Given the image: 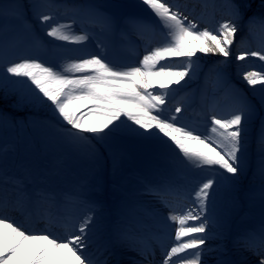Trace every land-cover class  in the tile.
Masks as SVG:
<instances>
[{"label": "rangeland", "instance_id": "rangeland-1", "mask_svg": "<svg viewBox=\"0 0 264 264\" xmlns=\"http://www.w3.org/2000/svg\"><path fill=\"white\" fill-rule=\"evenodd\" d=\"M168 2L186 10L189 18L197 23V30L215 31L220 22L231 19L230 0ZM231 3L241 7L231 55L224 58L197 53L193 59L199 67L180 85L170 87L171 94L162 106V115L165 118L176 115L174 109L180 106L182 112L177 123L203 137L211 134L213 115L230 116L235 94L246 98L252 112L245 124L246 150L236 176L215 167L197 168L162 134L149 135L125 117L121 118L124 124L120 130L103 140L84 134L89 137L87 143H74L67 135L70 126L54 112L50 102L38 103L33 98L34 86L30 81L6 74L5 65L12 61L35 59L62 70L66 63L87 54L101 55L117 67L138 65L146 50L163 45L168 39V30L140 0H0V91H8L10 96L9 102L0 100V154H7L10 189L17 191L23 187L18 184L22 183V163L33 156L63 196L73 195L90 209L107 208L117 199L130 205L134 196L163 185L167 193L175 194L172 196L175 205L188 211L191 201L195 200L194 192L202 182L216 173L229 176L230 182H222L216 176L217 183L210 190L207 208L215 216L208 219V228L203 234L207 239L201 255L207 264H212L208 262L211 253L224 250L218 244L214 246L209 237L218 236L227 241V226L247 232L257 228L258 223L264 224V143L261 142L264 85L251 86L243 80V74L248 71L264 72V61L255 57H247L244 61L235 58L241 52L264 49V26L261 24L264 0H231ZM33 5H39L42 13L54 16L55 20L49 23L71 24L74 34H87L89 39L77 45L47 37L33 15ZM87 6L97 9L101 17L84 15L83 9ZM222 6H226L229 16L220 10ZM17 11L21 13L20 18L15 15ZM130 17L150 21L153 29H140L129 22ZM209 55L212 57L208 60ZM150 91L158 92L159 89ZM26 106L31 109L24 110ZM128 128L136 132H129ZM130 215L141 216L139 211ZM145 224L150 226L148 221ZM157 239L166 251L176 242L174 235L169 234ZM248 257L259 260L252 252Z\"/></svg>", "mask_w": 264, "mask_h": 264}, {"label": "snow or ice", "instance_id": "snow-or-ice-1", "mask_svg": "<svg viewBox=\"0 0 264 264\" xmlns=\"http://www.w3.org/2000/svg\"><path fill=\"white\" fill-rule=\"evenodd\" d=\"M140 3L147 6L168 30V39L163 45L146 50L138 65L117 67L101 55L87 54L66 63L62 70L35 59L12 61L5 65L6 74L30 81L34 86L31 90L33 98L38 103L45 100L50 102L54 112L70 126L67 135L74 143H87L89 137L84 134L103 140L113 131L120 130L124 124L121 118L125 117L149 135L162 134L197 168L215 167L236 176L241 170L246 150L245 124L252 112L246 98L235 94L230 116L213 115L211 134L203 137L177 123L182 112L180 106L174 109L176 115L167 118L162 115V106L171 94L169 89L172 85H180L190 74H195L199 65L193 58L197 53L224 58L231 55L230 48L238 31L236 21L241 17L240 5L230 0L231 19L220 22L213 31L207 28L197 30V23L189 18L186 10H181L168 0H140ZM83 13L97 18L102 15L92 6L85 7ZM15 15L21 17L19 11ZM33 15L47 37L77 45L89 39L87 34H74L71 24L58 21L49 23L55 20L54 16L39 11V5H33ZM104 19L110 22V18L105 16ZM129 22L145 31L153 29L152 23L141 17H130ZM261 24L264 26V20ZM36 46H40L38 40ZM247 57L264 61V49L241 52L235 58L244 61ZM165 61L167 63H162ZM243 80L251 86L264 85V72L248 71L243 74ZM155 88L159 91H150ZM261 103H264V96ZM128 131L135 133L136 129L128 128ZM261 142L264 143V135ZM216 176L222 182H230L229 176L219 173L209 177L194 192L198 208L169 217L179 227L174 229L176 243L164 252L162 264H200L204 251L201 246L207 239L203 235L208 225L204 213L207 211L210 190L217 183ZM156 194L163 193L156 190ZM37 195L42 196L43 193ZM30 200L31 196L26 190L20 191L16 203L22 205ZM6 206L0 201V264H107V261L94 259L84 251L89 246L88 234L92 231L89 226L93 222L91 216L83 218L77 232L58 238L46 230L28 231L22 224L3 214ZM189 221L200 223L189 224ZM185 237L190 238L185 240ZM242 240L246 250L259 257L258 264H264V228L261 229L258 247L247 236ZM186 252L187 256L181 255ZM174 257L177 259L174 260Z\"/></svg>", "mask_w": 264, "mask_h": 264}, {"label": "bare ground", "instance_id": "bare-ground-1", "mask_svg": "<svg viewBox=\"0 0 264 264\" xmlns=\"http://www.w3.org/2000/svg\"><path fill=\"white\" fill-rule=\"evenodd\" d=\"M220 10L228 15L226 6L220 7ZM6 162L7 154L1 153L0 201L7 205L3 214L16 223L22 224L28 231L41 232L45 231V228H53V231L50 229L48 233L56 237L60 234V232L57 233V229L61 228L57 225L69 224L78 229L83 218L91 216L93 222L89 227L92 231L88 234L89 246L84 251L86 254L95 256L94 259L99 261H107V264H147L135 259L131 254L132 243L137 248L142 243L138 236L140 232H138L137 225L131 219V212L139 211L141 216L134 215V217L139 221L145 237L152 243L158 242L155 245L160 244L157 238L163 239L168 234L173 236L174 229L179 227L177 223L169 218L174 215L171 213L174 210L164 209L165 207L161 204L162 199L168 195H174V193H167L163 185L157 189L150 188L134 196L132 206L123 203L121 199H117V202L109 203L110 205L107 208L90 209L77 201L73 195L63 196L56 187V183H53L52 179L46 173H43L42 168L33 156L22 163L20 176L22 183H18L23 186L20 187V191L26 190L30 194L31 200L18 205L16 200L20 195V191L10 189L12 186L8 184L9 171ZM156 190H160L163 194L157 195ZM37 193H43V195L38 196ZM189 208L192 210L198 208L195 200L191 201ZM204 216L209 219L215 215L211 209L207 208ZM146 221L150 223L149 227L145 224ZM189 224L193 223L189 222ZM258 227L264 228L261 224H258ZM54 228H56L55 231ZM227 229L229 230L227 241L226 238L218 239L220 238L218 236L209 237L214 246L218 244L224 250L219 253H211L208 262L212 264H258L256 258L248 257L251 251L246 250L242 240V238L249 237V234H251L249 240L258 247L260 244L258 229L246 232L242 229H235L232 225L227 226ZM189 238L185 237L184 239ZM142 240L145 241L144 236ZM201 247L203 248V246ZM181 255L187 256L188 253ZM173 259L176 260L177 258L174 257ZM159 264H161L160 261ZM200 264L207 263L202 261L201 258Z\"/></svg>", "mask_w": 264, "mask_h": 264}, {"label": "trees", "instance_id": "trees-1", "mask_svg": "<svg viewBox=\"0 0 264 264\" xmlns=\"http://www.w3.org/2000/svg\"><path fill=\"white\" fill-rule=\"evenodd\" d=\"M209 57H212V55L210 56H207V58L206 59H210ZM8 91H6V92H4V90H1L0 91V100H2L3 102H5V101H7V102H9L10 101V96H8ZM7 105H8V103H6ZM12 108H14L13 106H12ZM15 109V108H14ZM24 110H28V109H31V107H28V106H26L25 108H23Z\"/></svg>", "mask_w": 264, "mask_h": 264}]
</instances>
